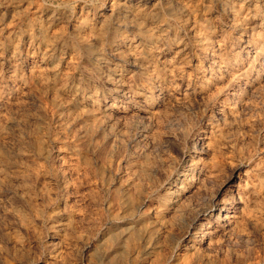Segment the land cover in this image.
<instances>
[{"label":"rangeland","instance_id":"374dc122","mask_svg":"<svg viewBox=\"0 0 264 264\" xmlns=\"http://www.w3.org/2000/svg\"><path fill=\"white\" fill-rule=\"evenodd\" d=\"M261 31L264 0H0V264H264V65L203 69Z\"/></svg>","mask_w":264,"mask_h":264},{"label":"bare ground","instance_id":"6f19581e","mask_svg":"<svg viewBox=\"0 0 264 264\" xmlns=\"http://www.w3.org/2000/svg\"><path fill=\"white\" fill-rule=\"evenodd\" d=\"M114 5V4H113ZM117 5V4H116ZM121 5L122 4H120V7H121ZM109 6V5H108ZM142 6V5H141ZM115 7V6H114ZM124 7V6H123ZM123 7H122V9H123ZM111 9V8H110ZM109 9V10H110ZM116 9H118V8H116ZM120 9V8H119ZM122 9H121V11H122ZM117 12V11H116ZM129 14V13H128ZM101 15V14H100ZM119 15V14H118ZM102 17V16H101ZM122 17V16H121ZM103 19V18H102ZM124 20V19H123ZM127 20H128V18H127ZM103 21H104V19H103ZM122 21V20H121ZM105 22V21H104ZM130 21H128V24L126 23V25H125V27L127 28V27H131V23H129ZM116 23V22H115ZM115 23H114V25H115ZM121 23V22H120ZM123 23V22H122ZM119 27H121V24H119L118 25ZM116 28V27H115ZM133 28V27H132ZM83 29V28H82ZM116 42V41H115ZM249 43L248 44V46L246 47V48H239L238 50H237V52L235 53V56L233 57V59L231 60V62L229 61V62H227V64L223 67L222 66V62H219V61H217V59H218V56H217V52H213L214 50V46L212 45V47H211V51L209 52V58H207V59H205L204 60V62H203V69H204V72L205 71H210V75H211V73H212V71H213V67H217V69H216V72H218L217 74H219L220 76H219V78L218 79H220V81H224L225 79H229V81L230 82H232L233 81V79L237 76V74L238 73H241V72H243V63L245 62V61H247L249 58H252L253 60H254V68H258V67H261L262 65H264V31H261L258 35H257V37H256V39L255 40H251V42L249 41V40H246V41H244V43ZM117 43H123L122 41H117ZM116 43V44H117ZM87 48V47H86ZM16 51V50H15ZM90 53V52H89ZM113 53V52H112ZM21 54V53H20ZM4 55V54H3ZM16 56H17V54H16ZM110 56H114V54H110ZM17 57H15V59H16ZM18 59V58H17ZM21 59V58H20ZM115 59V58H114ZM19 60V59H18ZM117 60V59H116ZM128 61H129V65H130V68L132 69V70H134V69H136V64L137 63H135L133 60H131V58L129 59H127ZM11 61V60H10ZM12 63H13V61H12ZM14 63H16V62H14ZM17 64V63H16ZM19 64V63H18ZM15 68V67H14ZM18 68V67H17ZM16 68V69H17ZM10 69V68H9ZM13 71V70H12ZM16 71V70H15ZM135 71V70H134ZM31 75V74H30ZM3 78V77H2ZM114 78V77H113ZM4 80V79H3ZM2 81V80H1ZM16 81V80H15ZM17 82V81H16ZM4 83V82H3ZM153 83V82H152ZM223 83V82H222ZM14 84H17L18 85V83H14ZM2 85V84H1ZM8 85V84H7ZM149 85V84H148ZM220 85V84H219ZM4 86V85H3ZM158 86H159V84H155V85H149L147 88H146V91L148 92L147 94H149V98L147 97V98H143L142 100L143 101H145V102H147V100L149 101V100H151V99H153V98H155V97H159L160 96V94H161V89L160 88H158ZM19 87V86H18ZM13 88V87H12ZM15 88V87H14ZM2 89V88H1ZM4 90V89H3ZM19 90H21V89H19ZM143 90V89H142ZM5 91V90H4ZM8 92V91H7ZM22 92V91H21ZM146 92L144 91V94H145ZM129 94H130V92H129V89L127 88V86L123 83V81H121V80H116L115 81V85H114V87H113V97L111 98V100L110 101H118V99H122L123 100V98H126L127 96H129ZM146 94V95H147ZM5 95V94H4ZM3 95V96H4ZM19 95H20V93H19ZM21 96V95H20ZM18 97V96H17ZM146 97V96H145ZM230 97V96H229ZM6 98V97H5ZM6 101V100H5ZM10 101V100H9ZM0 102H1V100H0ZM10 103H12L13 104V102H10ZM6 104V103H5ZM92 104V103H91ZM149 104V103H148ZM117 105H119L118 103H114L113 102V104H107L106 106H104V109H103V111H101L102 113L101 114H104L105 116L106 115H108L109 116V113H110V111H113V110H116V108H117ZM11 106V105H10ZM118 109V108H117ZM143 110V109H142ZM2 112H0V114H1ZM2 116H0V118H1ZM156 117V116H155ZM107 119V118H106ZM172 126V125H171ZM221 131V130H220ZM219 132V131H218ZM189 155V154H188ZM198 155H199V153L198 152H194V154L193 155H189L188 157H187V159L184 161V165H183V169H182V172L180 173V175H183V174H185L186 172H188V171H186V169L187 170H191V168H192V166H195L197 163H198ZM165 165V164H164ZM140 167V166H139ZM204 168L203 167H201V170H203ZM211 169V168H210ZM236 169V168H235ZM240 169L239 168H237L236 170H235V172H238ZM149 171V170H148ZM59 172V171H58ZM209 172V171H208ZM210 174V173H209ZM203 175H205L204 173H203ZM34 176V175H33ZM207 176V175H206ZM179 177V176H178ZM209 178V177H208ZM231 179V178H230ZM233 179L234 180H236V181H238V183H239V181H241V176L240 175H238L237 177H232V180H230L229 182H228V187H233V183L235 182V181H233ZM229 180V179H228ZM238 185V184H237ZM236 185V186H237ZM124 187V186H123ZM238 187V186H237ZM237 187H236V190H237ZM240 188H241V186H240ZM216 190V189H215ZM237 194H239V190H237L236 191V195ZM142 193H138V195H137V197L135 198V200L131 203V204H129L130 205V211H133V210H136L137 212H140V211H142L143 210V208H144V204H143V202H142ZM170 197V196H169ZM168 197V198H169ZM261 197V196H260ZM262 198V197H261ZM257 200V199H256ZM235 203V205H233V206H231V205H228V204H215V207H213L214 208V210H212L211 212H213V211H218V213H217V215L215 216V215H210V217H213V216H215L216 217V221L217 220H222V221H224L225 223H228V225H229V221L230 220H235V219H237V217L238 216H236V212H238V211H240V210H242L241 209V207H239V205H241V202H240V200L238 199H236V201L234 202ZM169 202H167V204L165 205V207L162 209V210H160L159 211V215H161L160 216V218L161 219H163L166 215V210H167V207H169ZM235 206H238V207H235ZM169 208H171L172 210H173V206H171L170 205V207ZM175 208H177V206L175 207ZM209 209V208H208ZM211 209V208H210ZM121 210V209H120ZM242 211H244V210H242ZM127 213H128V211H126ZM136 212V213H137ZM208 212V211H207ZM248 212V211H247ZM124 213V212H123ZM243 213V212H242ZM205 214V213H204ZM209 214V213H208ZM250 214V213H249ZM122 215H124V214H122ZM172 215V214H171ZM237 215H239V214H237ZM243 215V214H242ZM243 217L244 216H242V218H240V221H241V219H243ZM247 217H249V216H247ZM175 218V217H174ZM177 218V217H176ZM175 218V219H176ZM165 219V218H164ZM180 219H181V217H180ZM239 219V218H238ZM110 220V219H109ZM183 220V219H182ZM121 221V220H120ZM239 221V220H238ZM109 223V222H108ZM234 223V222H233ZM169 224V223H168ZM186 225V224H185ZM121 227V226H120ZM137 228V227H136ZM124 229V228H123ZM128 229V228H127ZM117 230V229H116ZM173 230V229H172ZM138 231V230H137ZM141 232V231H140ZM114 233V232H113ZM203 233V232H202ZM108 235H109V233H108ZM108 235H106V236H108ZM199 235V234H198ZM171 236V235H170ZM127 241H128V239H126ZM191 240V239H190ZM126 241V242H127ZM125 242V243H126ZM246 242V241H245ZM128 243V242H127ZM139 243V242H138ZM119 244V243H118ZM120 244H122V243H120ZM123 247H124V245H123ZM101 249V248H100ZM99 251V250H98ZM104 251V250H103ZM100 252V251H99ZM117 252V251H116ZM104 253V252H103ZM113 254V253H112ZM135 260V259H134Z\"/></svg>","mask_w":264,"mask_h":264}]
</instances>
